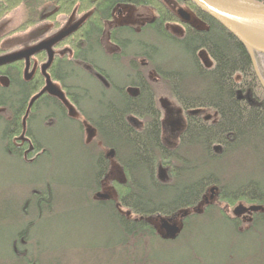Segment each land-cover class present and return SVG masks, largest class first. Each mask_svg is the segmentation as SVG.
I'll return each mask as SVG.
<instances>
[{
	"label": "trees",
	"instance_id": "16d2710c",
	"mask_svg": "<svg viewBox=\"0 0 264 264\" xmlns=\"http://www.w3.org/2000/svg\"><path fill=\"white\" fill-rule=\"evenodd\" d=\"M167 1L0 0V21L18 8H25L24 21L0 35V44L32 28L42 32L44 26L50 25V30L41 34V39H45L44 35L55 36L64 28L75 27L53 45V60L46 71L64 100L44 93L29 108L46 80L40 69L33 76L29 74L31 60L42 66L47 62L45 51L31 55L28 61L23 58L0 62V89L16 88L23 93L16 109L0 102V121L7 122L3 135L6 153L25 164H34L46 153V148L33 136L31 122L38 109L50 104L59 115L47 116L44 123L50 125L61 118L76 125L80 135L74 143L80 152L88 154L94 167L88 171V179L64 182L61 197L47 186L26 190L18 217L29 220L34 212L35 219L27 223L29 228L56 217L60 211L100 214L108 236L103 247L113 255L115 264H149L151 253L163 245L179 243L193 220L210 213L228 223L235 235L249 233L264 222V89L248 52L230 32L188 0ZM253 1L264 4V0ZM173 4L189 10L203 27L190 24L182 11L175 14L171 10ZM125 5L150 8L154 19L140 27L115 26L106 33V23L112 20L115 8ZM69 20L74 21L70 27ZM171 24L179 25L182 34L173 33L167 27ZM105 35L118 51L106 49ZM159 44L179 53L191 71L182 70L173 62H159ZM64 49L66 52L60 54ZM97 50L112 62L128 67L124 83L116 84L103 67L88 58V53ZM11 54H15L13 49L0 47V60ZM254 57L264 82V55L255 53ZM74 68L88 74L95 87L93 93L70 82L78 77ZM151 72L184 114L185 126L174 147L162 141L157 85L149 78ZM84 100L89 112L82 107ZM85 124L94 131L90 143H86ZM24 151H28L27 156ZM229 160L230 177L232 167L242 165L245 171L241 173L255 174L258 179L249 177L230 186L226 175L211 170L213 164L221 166ZM112 161L122 174V179L112 182L116 197H99ZM161 170L165 174L163 179L159 176ZM211 189L218 202L226 204V212L238 202L250 206L248 228L241 229L236 215L229 217L213 205L194 212ZM57 201L59 210L55 208ZM6 206L7 217L13 218L12 207ZM185 212L181 230L174 239L161 236L152 224L158 218L175 219ZM11 230L13 253L19 252L21 245L24 249L31 245L27 229ZM23 259L25 264H39L38 256ZM250 263L264 264V260Z\"/></svg>",
	"mask_w": 264,
	"mask_h": 264
},
{
	"label": "rangeland",
	"instance_id": "374dc122",
	"mask_svg": "<svg viewBox=\"0 0 264 264\" xmlns=\"http://www.w3.org/2000/svg\"><path fill=\"white\" fill-rule=\"evenodd\" d=\"M175 11L178 14L182 11L187 16L186 20L194 26L203 27L186 8L176 6ZM153 16L154 12L150 8L118 6L114 11L113 22L128 23L138 27ZM24 19L25 8L20 7L0 21V35L16 28ZM73 24V20H69L67 26L70 27ZM110 25L106 24V33ZM50 28V25L44 26L42 32L35 28L29 29L26 33L16 34L10 39L4 40L0 47L2 49L11 48L15 53L25 51L53 38L47 34L44 35L45 39H41V34L44 31H49ZM178 28L175 31L180 34L181 27L178 26ZM104 42L109 47L106 35ZM108 49L113 50L114 47ZM157 49L156 58L159 62L163 64L173 62L178 68L191 71L188 69L190 66L185 64L186 61L179 53L172 51L170 46L159 44ZM98 51L88 53V58L103 67L116 84L124 83L127 80L126 74H129L128 67L121 62H112L108 56ZM129 51L130 48L126 49L127 53ZM39 69L41 71V66ZM74 71L78 77L70 79V82L89 89L91 92L95 91L94 84L90 83L86 72H80L76 68ZM149 78L157 85V104L161 111L162 120V141L167 146L174 147L177 145L179 133L185 126L184 114L174 100L169 97L168 90L164 86L158 85L159 78L152 72L149 74ZM52 84L58 88L57 84ZM22 96L23 93L16 88L0 89V102H5L11 108L16 109L18 107V102ZM82 107L85 111H90L87 100L83 101ZM51 114L59 115L54 106L45 104L37 110L36 118L31 122L33 136L47 150L34 164H25L6 153L3 135L7 129V122L0 121V264H25L23 257L37 258V256L39 264H115L113 255L105 252L109 250H105L103 247L108 236L100 214L93 216L85 211L75 214L66 211L67 214H65L60 211L56 217H51L50 220L43 221L44 223L39 222L34 227L29 228L27 223L35 219L34 212L28 216L29 220L18 217L20 214L18 209L23 204L27 191L31 188L47 186L55 190L57 197H61L64 194V189L61 186L64 185V182L69 183L79 178L88 179L90 173L88 171H92L94 168L92 159L86 152H80L78 145L74 143L80 135L77 126L61 118H56L54 123L46 125L44 119ZM85 125V129L93 130L92 127ZM84 135L89 141L94 138V134L88 135L86 132ZM228 164H230V160L222 163L221 166H214L213 164L211 170L223 177L226 175L225 178L230 186H234L232 183L235 182H245L249 177L258 179L255 174L241 173L245 171L242 165L232 167V177H230V172L227 170L230 171L231 168ZM159 176L162 179L165 177L162 170ZM120 179H122L121 170L112 161L110 171L103 181L102 190L99 194L108 198H115L116 194L112 182ZM58 185H60L59 188H57ZM204 197L205 201L195 210L202 212L207 205H213L214 208L226 212V204L218 202L214 190H208ZM6 205L12 207L10 210L14 212L13 218L7 217L9 208ZM55 208L59 210L58 201ZM250 210V206L238 202L231 208L229 207V212L226 213L229 217L236 215L241 222V229H246L250 224ZM182 217L183 214L180 213L174 220L177 226H179ZM161 219L164 218H158L153 222L154 226L163 233L159 229ZM12 227L16 231L20 228L27 229L31 239V245L27 249L21 245L18 247L19 252L17 250L12 252ZM183 238L176 245H163V248H158L151 253L152 259L149 264H245V262L249 264V262L264 260V222L258 223L254 230L249 233L235 235L232 234V227L228 223L221 220L217 214L210 213L205 217L193 220L187 235ZM21 250L25 253H20Z\"/></svg>",
	"mask_w": 264,
	"mask_h": 264
},
{
	"label": "water",
	"instance_id": "95a60500",
	"mask_svg": "<svg viewBox=\"0 0 264 264\" xmlns=\"http://www.w3.org/2000/svg\"><path fill=\"white\" fill-rule=\"evenodd\" d=\"M197 9H199L204 14L208 15L215 21H217L221 26H223L228 32H230L247 50L250 57L254 72L256 77L264 89V82L262 81L259 72L256 67L254 54L258 53L264 55V4L258 3L253 0H188ZM241 27H244L250 32H253L256 36V40H249L246 34L241 31ZM75 27L71 29L64 28L63 31L53 36V38L46 40L37 44L36 46L29 48L28 50L17 52L3 57L0 62L4 61H17L28 58L38 52L45 51L47 53V62L41 66V73L45 76V86L44 88L35 96L29 103V108L33 105L34 101L42 96L44 93L56 96L64 100L63 93L52 84L48 74L47 69L53 60L52 47L62 38L69 35ZM66 103V102H65ZM70 107V106H69ZM71 110V107L69 108ZM88 135L94 134L93 130H87ZM214 189H211L213 191ZM99 197L108 198L107 196L98 195ZM198 210H194L196 212ZM187 212L183 213V216ZM183 218V217H182ZM176 219V218H175ZM175 219H161L159 229L163 232L159 234L168 239H174L181 230V220L179 226H177ZM157 220V219H156ZM154 220V222L156 221ZM152 221V224L154 225Z\"/></svg>",
	"mask_w": 264,
	"mask_h": 264
},
{
	"label": "flooded vegetation",
	"instance_id": "af4514ba",
	"mask_svg": "<svg viewBox=\"0 0 264 264\" xmlns=\"http://www.w3.org/2000/svg\"><path fill=\"white\" fill-rule=\"evenodd\" d=\"M177 5L176 4H173V6H172V8H171V10H173V12H175V14H178L176 11H175V7H176ZM154 19V16L149 20V21H147V22H150V21H152ZM187 19V18H186ZM114 21V14H113V16H112V20L110 21V22H108V23H106V24H111L110 26H108V29L109 28H112V27H115V26H120V25H131V26H134V27H137V26H135V25H133V24H128V23H114L113 22ZM147 22H145V23H147ZM73 23H74V21H73ZM145 23H142V24H140L138 27H140V26H142V25H144ZM190 23V22H189ZM191 24V23H190ZM193 25V24H192ZM178 26L179 25H177V24H175V25H173V24H171V25H167V27L173 32V33H176V31H175V29H179L178 28ZM180 34L179 35H181L182 34V32H183V30L182 29H180ZM176 34H178V33H176ZM103 43H104V46L106 47V49L107 50H109L108 48L109 47H114V49L113 50H109V51H118V48L115 46V45H113V44H111V42L109 41V39H108V44H109V47H107L106 45H105V42L103 41ZM66 52V49H64V50H60L59 51V53L60 54H63V53H65ZM39 68H40V66L37 64V61L35 60V59H32L31 60V66H30V69H29V74L30 75H32L34 72H36V71H38L39 70ZM150 74V73H149ZM33 76V75H32ZM182 131V130H181ZM180 134V133H179ZM92 141V140H91ZM91 141H89L88 140V138H86V143H90ZM27 147H28V145H27ZM27 150V149H26ZM25 150V151H26ZM24 151V152H25ZM28 152V151H27ZM27 152H25V154L24 155H26L27 156ZM104 196V195H103Z\"/></svg>",
	"mask_w": 264,
	"mask_h": 264
},
{
	"label": "bare ground",
	"instance_id": "6f19581e",
	"mask_svg": "<svg viewBox=\"0 0 264 264\" xmlns=\"http://www.w3.org/2000/svg\"><path fill=\"white\" fill-rule=\"evenodd\" d=\"M241 31L244 33V34H246V36H247V38H249V40L251 39L252 41L253 40H256V36L254 35V33L253 32H250V30H247V29H245L244 27H241Z\"/></svg>",
	"mask_w": 264,
	"mask_h": 264
}]
</instances>
